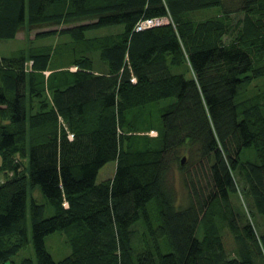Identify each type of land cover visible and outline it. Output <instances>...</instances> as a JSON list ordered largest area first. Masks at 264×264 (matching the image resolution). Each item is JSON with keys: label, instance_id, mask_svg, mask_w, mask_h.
Wrapping results in <instances>:
<instances>
[{"label": "trees", "instance_id": "obj_1", "mask_svg": "<svg viewBox=\"0 0 264 264\" xmlns=\"http://www.w3.org/2000/svg\"><path fill=\"white\" fill-rule=\"evenodd\" d=\"M26 27L81 48L75 69L51 67L47 46L0 55L1 166L15 173L0 184V264H17L31 240L19 264H264V89L246 94L264 77V0H0V40ZM111 160L114 176L99 181ZM238 184L251 221L228 202ZM37 186L44 203L29 194ZM57 231L71 245L60 260L46 244Z\"/></svg>", "mask_w": 264, "mask_h": 264}, {"label": "rangeland", "instance_id": "obj_2", "mask_svg": "<svg viewBox=\"0 0 264 264\" xmlns=\"http://www.w3.org/2000/svg\"><path fill=\"white\" fill-rule=\"evenodd\" d=\"M214 13H216L215 10L200 11L196 13V17L203 18L208 15H212ZM239 14L237 12L232 13L234 20L237 19ZM170 20L171 19L168 16L164 18L163 23L169 22ZM123 27L124 25L121 24L110 25L88 31L87 33L89 36L96 37L109 33H114L116 31L119 32L123 29ZM35 32L36 30L31 31L29 27H26L22 31V34L18 39L0 40V55L16 54L23 50L27 53V55H29L31 53V50H33V48L38 46L39 47L47 46L52 50L53 53V58H52L53 61L51 67H61L63 65L70 64L71 69L76 68V66L72 63V61L75 57H77L76 53L79 52L81 47H79L74 41H72L69 36H64V37L49 36L45 38H35ZM32 35H34V37H32ZM228 38L230 37L228 36ZM57 46H61L59 51ZM62 52L64 53L62 54ZM88 53L93 58L97 70L105 69V65H104L105 63L102 60L99 51L91 50ZM186 75L188 77L194 76V72L192 68L187 70ZM262 89H264V77L254 80L252 85L248 86V90H246V94L251 95L253 93L261 91ZM150 134L155 135L156 131L152 130L150 131ZM183 155L184 154H181L180 158ZM15 157L23 161L24 164H23V168L21 169V172H23V169L26 168L28 165V158L27 157L21 158L19 155H16ZM185 163L186 161L183 164ZM185 166L186 167L184 172L187 171L189 168V167L187 168V163L185 164ZM115 169H116V161L115 160L109 161L100 169L98 174V180L101 181L112 178L114 176ZM184 172L180 170L179 161L173 164L171 170V176L177 188L178 202L186 206L190 202L191 190L189 186L186 183H184L183 180V177H185ZM14 176L15 173L13 172V170H9L8 168L5 169L1 166V157H0V184H3L5 181H7L10 178H13ZM237 186H238V190L230 195L228 202L233 207V211L236 215V219L238 218V220L240 221L241 214H243L248 220L251 221L252 206L248 204L249 203L247 200L248 197L245 194H243V190H242L243 186L241 184H238ZM29 194L32 197L34 196L41 203L46 202V198L39 186H37L36 188L30 187ZM221 207L223 208L224 212H226V206L222 204ZM52 213H53V209L49 206L47 208V215H51ZM256 220L260 224L262 223V219L259 216H257ZM218 222L221 226L222 233L225 236L226 244L229 250H231V252L233 253L235 250V240L232 237L233 231L230 229V225L228 224L227 220H223L219 218ZM29 236L30 238H32L31 227H29ZM46 244L49 252L52 254L55 260H60L71 253V245L64 231H57L48 235L46 238ZM34 255H35L34 248L31 240L29 245L21 249L14 256L13 259L17 264H19L24 257H34ZM262 262H263V257L257 256V263L262 264ZM2 264H11V261H7Z\"/></svg>", "mask_w": 264, "mask_h": 264}, {"label": "built area", "instance_id": "obj_3", "mask_svg": "<svg viewBox=\"0 0 264 264\" xmlns=\"http://www.w3.org/2000/svg\"><path fill=\"white\" fill-rule=\"evenodd\" d=\"M164 18H149L147 20L141 21L138 24V29L144 28V27H148L150 25H157V24H161L164 21ZM72 136V134H70Z\"/></svg>", "mask_w": 264, "mask_h": 264}, {"label": "crops", "instance_id": "obj_4", "mask_svg": "<svg viewBox=\"0 0 264 264\" xmlns=\"http://www.w3.org/2000/svg\"><path fill=\"white\" fill-rule=\"evenodd\" d=\"M32 31V30H31ZM36 31H38V29L36 30ZM21 34H22V31H20L18 34H17V37L16 38H14V40L15 39H18L20 36H21ZM32 37H34V35H32ZM31 37V38H32ZM9 40H11V39H9ZM2 55V54H1Z\"/></svg>", "mask_w": 264, "mask_h": 264}, {"label": "water", "instance_id": "obj_5", "mask_svg": "<svg viewBox=\"0 0 264 264\" xmlns=\"http://www.w3.org/2000/svg\"><path fill=\"white\" fill-rule=\"evenodd\" d=\"M185 158H186L185 156L182 158V162H184Z\"/></svg>", "mask_w": 264, "mask_h": 264}]
</instances>
